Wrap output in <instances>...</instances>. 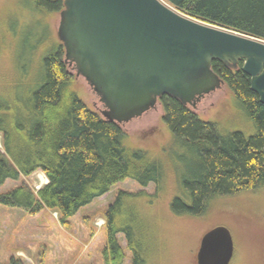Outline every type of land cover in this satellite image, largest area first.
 Masks as SVG:
<instances>
[{
  "label": "trees",
  "instance_id": "16d2710c",
  "mask_svg": "<svg viewBox=\"0 0 264 264\" xmlns=\"http://www.w3.org/2000/svg\"><path fill=\"white\" fill-rule=\"evenodd\" d=\"M165 1L190 18L264 39V0ZM22 3L44 14L63 6V0ZM10 26L15 39L22 25ZM44 38L48 49L40 52L42 40L28 47L25 36L16 45L21 48L15 69L19 78L0 90V186L6 179L36 170L47 182L36 190L20 184L0 194V203L32 214L45 208L55 210L60 224L67 227L82 206L114 183L126 178L141 187L152 183L151 193L144 188L119 190L106 205L101 259L102 264H122L127 250L129 264H166L174 259V245L166 237L176 229L165 226L169 215L172 219L198 217L216 201L264 191V104L250 89L249 76L240 69L242 60L235 67L214 60L211 68L233 94L241 117L250 122L249 134L204 121L172 96L157 98L162 121L182 162L180 192L161 211L156 202L164 182L162 163L149 151L128 145L122 125L87 107L64 61L61 42H54L47 32ZM6 46L0 45V62L10 49Z\"/></svg>",
  "mask_w": 264,
  "mask_h": 264
},
{
  "label": "water",
  "instance_id": "95a60500",
  "mask_svg": "<svg viewBox=\"0 0 264 264\" xmlns=\"http://www.w3.org/2000/svg\"><path fill=\"white\" fill-rule=\"evenodd\" d=\"M57 39L107 120L124 125L169 95L195 109L223 80L212 61L240 69L264 104V39L190 18L164 0H63ZM233 239L215 225L199 240L195 264H229Z\"/></svg>",
  "mask_w": 264,
  "mask_h": 264
},
{
  "label": "rangeland",
  "instance_id": "374dc122",
  "mask_svg": "<svg viewBox=\"0 0 264 264\" xmlns=\"http://www.w3.org/2000/svg\"><path fill=\"white\" fill-rule=\"evenodd\" d=\"M22 1L0 0V23L3 24L0 45L6 44L10 48H7L9 50L5 55L2 54L0 62V90L8 89L19 78L15 69L18 67L16 60L20 57L21 48L16 45L21 44L23 37H28V47L42 40L43 45H40L38 52L48 49L44 42L46 32L54 42L59 41L56 36L59 11L38 13L30 8V4ZM14 23L21 24L20 28L23 29L15 39L10 31V25ZM70 71L74 74L73 70ZM74 81L87 107L98 110L100 104L85 80L74 74ZM194 111L202 120L219 122L226 130H241L247 134L252 131L250 122L241 117L233 94L226 86L201 100ZM123 128L128 145L149 151L151 156L162 163L164 182L156 205L161 211L167 210L166 205L171 196L181 189L178 169H182V162L176 156L171 132L162 121L160 105L157 103L147 113L124 124ZM46 182L45 175L36 170L27 176L6 179L0 186V194L20 184H27L36 190ZM141 188L151 193L154 185L149 183L141 187L130 178L114 183L107 192L82 206L70 218L67 227L60 224L55 210L45 208L32 214L25 208L0 203V264H102L106 205L119 190L136 191ZM164 221L168 229H177L169 231L166 237L174 245V259L172 263L166 264H195L201 235L215 225H224L232 236L234 254L230 264H264L263 190L246 191L216 201L198 217L172 219L169 215ZM125 253L122 264H129V252L125 250Z\"/></svg>",
  "mask_w": 264,
  "mask_h": 264
},
{
  "label": "flooded vegetation",
  "instance_id": "af4514ba",
  "mask_svg": "<svg viewBox=\"0 0 264 264\" xmlns=\"http://www.w3.org/2000/svg\"><path fill=\"white\" fill-rule=\"evenodd\" d=\"M215 91H216V90H215ZM213 92H214V91H213ZM213 92H211V93H209V94H206L201 100L205 99L206 97H209ZM155 106H156V105H155ZM155 106H154V107H155ZM154 107H153V108H154ZM153 108H150L148 111H150V110L153 109ZM148 111H146L145 113H147ZM145 113H144V114H145ZM142 115H143V114H142Z\"/></svg>",
  "mask_w": 264,
  "mask_h": 264
},
{
  "label": "bare ground",
  "instance_id": "6f19581e",
  "mask_svg": "<svg viewBox=\"0 0 264 264\" xmlns=\"http://www.w3.org/2000/svg\"><path fill=\"white\" fill-rule=\"evenodd\" d=\"M230 264V263H229Z\"/></svg>",
  "mask_w": 264,
  "mask_h": 264
}]
</instances>
